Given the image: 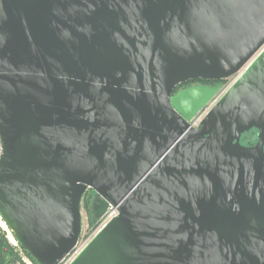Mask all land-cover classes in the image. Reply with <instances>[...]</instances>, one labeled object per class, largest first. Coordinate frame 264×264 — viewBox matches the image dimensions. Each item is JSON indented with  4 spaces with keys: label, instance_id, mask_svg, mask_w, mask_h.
I'll use <instances>...</instances> for the list:
<instances>
[{
    "label": "water",
    "instance_id": "95a60500",
    "mask_svg": "<svg viewBox=\"0 0 264 264\" xmlns=\"http://www.w3.org/2000/svg\"><path fill=\"white\" fill-rule=\"evenodd\" d=\"M264 0H0V218L37 264H264ZM255 130L258 141L244 146Z\"/></svg>",
    "mask_w": 264,
    "mask_h": 264
},
{
    "label": "built area",
    "instance_id": "2783aa9c",
    "mask_svg": "<svg viewBox=\"0 0 264 264\" xmlns=\"http://www.w3.org/2000/svg\"><path fill=\"white\" fill-rule=\"evenodd\" d=\"M264 51V47L260 49V51L251 59V61L244 66L238 73L227 78L228 83L223 87V89L215 96V98L210 101L204 108H202L191 120H187L191 129L198 130L203 121L206 117L210 114L213 108L217 105L220 101V98L223 96L234 86V84L242 77V75L247 71L250 65L258 58V56ZM221 98V99H222ZM3 155V148L0 140V159ZM119 217V211L116 207L112 205H108L106 212L103 214L101 218L97 220V227L96 230L90 234H83L81 235L73 247V249L60 261L59 264H73L74 261L83 253V251L90 245V243L95 239V237L105 228L107 227L113 220ZM0 226L3 230L8 233V239L10 243L17 249L20 256L22 257V262L24 264H35L31 260V258L27 257L25 251L20 248L18 242L16 243L11 237L9 236L10 232L7 230V224L0 218ZM10 230V229H9ZM12 233V232H11ZM14 236V235H13ZM15 239V238H14Z\"/></svg>",
    "mask_w": 264,
    "mask_h": 264
},
{
    "label": "trees",
    "instance_id": "16d2710c",
    "mask_svg": "<svg viewBox=\"0 0 264 264\" xmlns=\"http://www.w3.org/2000/svg\"><path fill=\"white\" fill-rule=\"evenodd\" d=\"M175 92L176 90L174 91V93ZM257 141H258L257 132L255 130L244 134L241 139L242 145L247 147L253 146L254 143H256ZM25 254L29 256V258H31L27 252H25ZM32 261L35 264H37L35 260L32 259ZM0 264H24L22 262V257L20 256L19 252L10 243L7 233L3 230L1 226H0Z\"/></svg>",
    "mask_w": 264,
    "mask_h": 264
},
{
    "label": "rangeland",
    "instance_id": "374dc122",
    "mask_svg": "<svg viewBox=\"0 0 264 264\" xmlns=\"http://www.w3.org/2000/svg\"><path fill=\"white\" fill-rule=\"evenodd\" d=\"M227 83L225 85H227ZM256 143H254V145ZM94 198H95V193L91 189H89L84 194L82 201H81V219H82V232H83V234H87V233L92 234L96 230V227L98 225L97 220L94 219L93 213H92V206H93ZM7 230L10 232L8 227H7ZM7 236H8V233H7ZM9 236L11 237V239H13L16 242V240L14 239L13 233L10 232ZM20 248H21V246H20ZM27 257H29V256H27Z\"/></svg>",
    "mask_w": 264,
    "mask_h": 264
},
{
    "label": "flooded vegetation",
    "instance_id": "af4514ba",
    "mask_svg": "<svg viewBox=\"0 0 264 264\" xmlns=\"http://www.w3.org/2000/svg\"><path fill=\"white\" fill-rule=\"evenodd\" d=\"M227 82H228L227 79L220 80V81L193 79V80H189V81L179 85L177 87V89H176V92L173 95H176L179 92H182V91H185V90H189V89L194 88V87H211V88L219 87L220 91H221ZM221 98H220V100H221Z\"/></svg>",
    "mask_w": 264,
    "mask_h": 264
},
{
    "label": "bare ground",
    "instance_id": "6f19581e",
    "mask_svg": "<svg viewBox=\"0 0 264 264\" xmlns=\"http://www.w3.org/2000/svg\"><path fill=\"white\" fill-rule=\"evenodd\" d=\"M11 231V230H10ZM12 232V231H11ZM13 233V232H12ZM14 235V234H13Z\"/></svg>",
    "mask_w": 264,
    "mask_h": 264
}]
</instances>
